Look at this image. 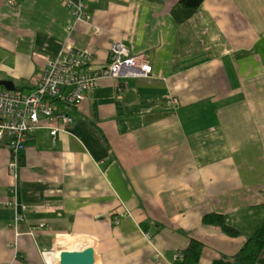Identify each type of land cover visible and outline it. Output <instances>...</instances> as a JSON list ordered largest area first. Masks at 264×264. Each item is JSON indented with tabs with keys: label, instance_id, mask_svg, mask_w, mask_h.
<instances>
[{
	"label": "crops",
	"instance_id": "0c3cea01",
	"mask_svg": "<svg viewBox=\"0 0 264 264\" xmlns=\"http://www.w3.org/2000/svg\"><path fill=\"white\" fill-rule=\"evenodd\" d=\"M82 1L90 19L70 29L65 0H0V81L31 89L65 46L90 50L97 70L117 39L152 73L100 78L67 131L28 137L16 178L0 146V202H16L0 205V264H43L75 236L70 250L90 243L95 264H182L190 239L197 264H239L264 219V0H203L184 22L178 0ZM212 212L239 234L204 224Z\"/></svg>",
	"mask_w": 264,
	"mask_h": 264
},
{
	"label": "built area",
	"instance_id": "2783aa9c",
	"mask_svg": "<svg viewBox=\"0 0 264 264\" xmlns=\"http://www.w3.org/2000/svg\"><path fill=\"white\" fill-rule=\"evenodd\" d=\"M65 1L72 8L70 29L73 24L90 19V13L82 0ZM92 63L93 54L90 50L65 46L56 55L46 59L42 73L31 89L0 90V146L4 145L12 155L8 170L14 178L16 155L23 149L28 137L40 128H46L52 137L60 131H67L74 121L70 110L76 108L87 93L98 86L100 78H145L152 73L146 55L133 53L121 39L110 43L104 66L93 70ZM170 104L177 107V98L173 97ZM10 191L15 196V186ZM0 205L16 206V202L4 201ZM26 208L23 206L24 210ZM22 220L23 215L16 213L12 224L16 237L19 235L18 223ZM145 236L148 237V234ZM61 250L53 248L41 251L42 263L59 264ZM174 257H182L181 252H176Z\"/></svg>",
	"mask_w": 264,
	"mask_h": 264
},
{
	"label": "trees",
	"instance_id": "16d2710c",
	"mask_svg": "<svg viewBox=\"0 0 264 264\" xmlns=\"http://www.w3.org/2000/svg\"><path fill=\"white\" fill-rule=\"evenodd\" d=\"M203 0H178L172 11L176 22H184L189 19L198 9ZM202 222L207 225L217 226L228 236H236L239 231L228 224L226 217L220 213H207L202 217ZM264 250V219L254 232L248 236L242 247L233 256L239 264H256ZM202 251V243L196 239H190L187 246L180 252L182 264H197Z\"/></svg>",
	"mask_w": 264,
	"mask_h": 264
},
{
	"label": "water",
	"instance_id": "95a60500",
	"mask_svg": "<svg viewBox=\"0 0 264 264\" xmlns=\"http://www.w3.org/2000/svg\"><path fill=\"white\" fill-rule=\"evenodd\" d=\"M0 86L7 90H14L11 81H0ZM95 251L92 245L85 244L74 250L62 249L59 253V264H93Z\"/></svg>",
	"mask_w": 264,
	"mask_h": 264
},
{
	"label": "rangeland",
	"instance_id": "374dc122",
	"mask_svg": "<svg viewBox=\"0 0 264 264\" xmlns=\"http://www.w3.org/2000/svg\"><path fill=\"white\" fill-rule=\"evenodd\" d=\"M60 238H61V241L57 242V244H55V249H67V250H69L73 247H76L75 242H78L79 239L81 240V238H76V236L73 237V240L72 239L66 240L65 237H60ZM86 244H89V243H86ZM75 249H77V248H75Z\"/></svg>",
	"mask_w": 264,
	"mask_h": 264
},
{
	"label": "bare ground",
	"instance_id": "6f19581e",
	"mask_svg": "<svg viewBox=\"0 0 264 264\" xmlns=\"http://www.w3.org/2000/svg\"><path fill=\"white\" fill-rule=\"evenodd\" d=\"M93 264H95V259H94V261H93Z\"/></svg>",
	"mask_w": 264,
	"mask_h": 264
}]
</instances>
